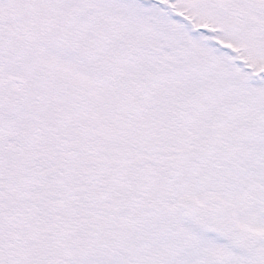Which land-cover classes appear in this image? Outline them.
Listing matches in <instances>:
<instances>
[{
    "label": "snow or ice",
    "instance_id": "1",
    "mask_svg": "<svg viewBox=\"0 0 264 264\" xmlns=\"http://www.w3.org/2000/svg\"><path fill=\"white\" fill-rule=\"evenodd\" d=\"M0 264H264V0H0Z\"/></svg>",
    "mask_w": 264,
    "mask_h": 264
}]
</instances>
